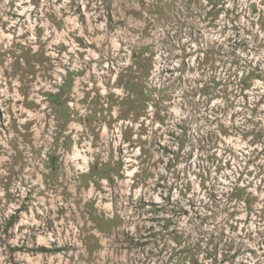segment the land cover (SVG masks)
I'll list each match as a JSON object with an SVG mask.
<instances>
[{
    "label": "rangeland",
    "instance_id": "374dc122",
    "mask_svg": "<svg viewBox=\"0 0 264 264\" xmlns=\"http://www.w3.org/2000/svg\"><path fill=\"white\" fill-rule=\"evenodd\" d=\"M0 264H264V0H0Z\"/></svg>",
    "mask_w": 264,
    "mask_h": 264
}]
</instances>
